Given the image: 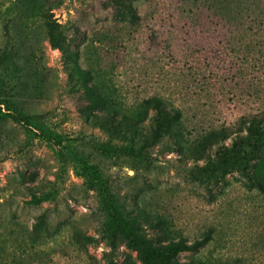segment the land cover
Instances as JSON below:
<instances>
[{"label":"rangeland","instance_id":"obj_1","mask_svg":"<svg viewBox=\"0 0 264 264\" xmlns=\"http://www.w3.org/2000/svg\"><path fill=\"white\" fill-rule=\"evenodd\" d=\"M133 8L128 16L108 0H0V264H142L122 238L110 246L84 162L128 215H145L148 236L210 234L181 261L264 264V191L235 172L209 187L192 175L214 158L212 135L245 133L264 111V0H137ZM51 37L118 114L138 118L144 137L149 99L181 120L143 159L105 154L131 143L83 117L90 100ZM260 171L263 163L252 173Z\"/></svg>","mask_w":264,"mask_h":264},{"label":"trees","instance_id":"obj_2","mask_svg":"<svg viewBox=\"0 0 264 264\" xmlns=\"http://www.w3.org/2000/svg\"><path fill=\"white\" fill-rule=\"evenodd\" d=\"M108 1L118 13L132 16L134 13L133 1L137 0ZM51 44L60 49L67 59L69 57L67 67L73 87L90 100L88 106L81 109L83 117L94 122L95 125L115 138L131 143L123 148L103 149L105 154L143 159L146 156V149L164 139L171 132L173 126L181 120L180 111L167 109L157 99L147 100L146 103L153 111L152 134L149 140L144 137V133L139 128V120L136 116L126 113H119V115L118 110L113 109L112 100L104 96L98 86L90 83L87 72L80 66L73 65L71 56L66 53L62 44L56 42L52 37ZM0 103H2L1 100ZM0 114H2L1 109ZM9 115L18 123L26 125L30 123L29 117L17 114ZM244 127L246 132H238L234 138L225 134L226 132L212 135L217 137L216 141L218 140L214 158L193 169L192 175L195 179L209 187L218 184L228 174L235 172L247 177L253 185L264 191V173L261 171L252 173V170L260 163L264 164V111L252 116ZM44 137L51 140L50 137ZM227 139H231L229 145L225 142ZM138 143H142V145L135 148L134 146ZM81 165L82 175L87 177L88 185L96 188L102 196V207L108 219L106 230L112 249L116 248L115 241L120 237L130 249L138 252L142 264H219L202 260L181 261V254L198 252L205 247L211 240L210 234L207 233L193 242L179 237L177 240L172 238L167 243H164L160 236H148L141 225V218L144 219L145 215L141 214L135 217L128 215L112 193L101 171L96 166L88 165L85 162Z\"/></svg>","mask_w":264,"mask_h":264}]
</instances>
